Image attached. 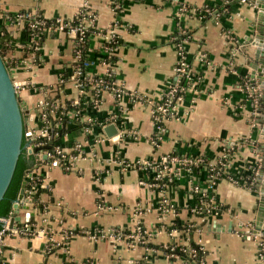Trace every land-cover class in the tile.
I'll return each instance as SVG.
<instances>
[{"label": "crops", "instance_id": "0c3cea01", "mask_svg": "<svg viewBox=\"0 0 264 264\" xmlns=\"http://www.w3.org/2000/svg\"><path fill=\"white\" fill-rule=\"evenodd\" d=\"M112 1L0 0V13L37 8L47 19L72 18L87 5L96 16L95 30L88 40L89 74L104 71L106 55L102 46L109 28L117 21L115 34L119 42L112 53L115 82L152 101L159 99L166 85L175 79L178 52L174 35L180 26L184 27L190 37L183 48L196 79L186 91L176 118L164 124L166 131L157 146L152 142L155 127L151 105H134L128 95L115 98L104 91L92 113L95 118L105 120L103 123L116 125L119 132L111 138L100 125L85 130L70 123L59 145L71 150L76 143L82 144V156L76 161L75 171L65 172L58 166L40 164L37 173L45 189L40 200L48 207L42 214L35 209H22L20 213L23 219L27 217L28 221L38 223L46 216L55 225L61 224L75 234L66 239L63 247L50 251L42 233L8 237L0 256L2 264H66L68 261L184 264L181 257H167L164 246L171 241L168 228L190 224L193 229L190 238L202 246L200 264H264V210L262 232H253L259 195L264 192V139L256 132L255 123L260 105L258 102L252 105L240 86L246 79L259 84L256 78H251L249 62L253 59L254 46L247 41L264 28L254 23L255 5L231 0L227 15L199 17L194 13L180 15L178 5L167 0H124L120 12L115 14ZM220 1L179 0L194 7L216 5ZM4 28L14 38L22 39V27L9 26L0 16V37ZM227 32L235 43L228 41ZM237 43H243V48L232 50ZM10 46L5 52L8 61L22 62L9 71L14 81L22 82L19 99L36 126L38 110L55 99L60 77L72 68L73 39L65 31L47 34L36 57L26 52L20 41H12ZM202 54L206 57L203 63L199 60ZM59 94L64 101L77 97L71 80L63 83ZM170 153L202 156L210 163L225 155V174L243 182L233 183L226 177L218 179L213 191L218 211L197 213L191 187L205 184L204 169L194 172L181 169L162 187H148L139 184L146 175L120 163L145 158L158 160ZM163 198L172 206L171 212L161 211ZM99 201L110 209L98 212ZM136 206L143 210L137 218L149 233L146 243L130 245L125 239L112 243L84 235L85 231L109 227L132 228ZM185 240L182 236L180 242ZM197 261L198 258L192 264Z\"/></svg>", "mask_w": 264, "mask_h": 264}, {"label": "built area", "instance_id": "2783aa9c", "mask_svg": "<svg viewBox=\"0 0 264 264\" xmlns=\"http://www.w3.org/2000/svg\"><path fill=\"white\" fill-rule=\"evenodd\" d=\"M124 0H113L112 10L115 14H118L121 10V5ZM171 3L178 5L177 11L180 15L185 14H198L199 17L210 16L217 17L216 12H212L210 8L206 5L202 7L189 6L184 3L179 2V0H167ZM243 3L254 4V0H240ZM3 20L8 23L9 26L16 25L24 28V23L26 22L28 29L32 31L30 34V40L34 44L32 51H29L32 56L36 57V51H39L41 44L39 39L41 36L47 34H53L58 31H65L72 36L73 39V63H72V74L69 80L72 81L74 87L77 91V97L74 100H69L71 107L74 110H65V101L62 98L54 99L45 108H50V113L54 119H58L59 116L56 114V109L61 107L60 114L69 119L77 120L81 128L89 130L91 126L94 125L95 117L91 114L94 109L101 102V96L104 91L110 92L115 98H121L123 95H128L134 105H151V115L152 121L155 127V133L153 134L152 142L155 146L158 145V141L162 139L166 128L164 124L169 119L176 118V113L179 105L183 102L185 98L186 91L191 88L193 82L196 79L195 72L193 71L190 62L187 57V53L183 48V44L188 40L190 34L188 30L181 26L178 32L174 35L175 46L178 52V61L176 62V67L174 69L175 79L173 82L166 85L161 96L156 101H152L145 97L143 94L137 93L135 91H127L116 84L115 73L113 70V63L109 59L113 57V50L118 43V38L115 34V28L117 27V21H114L115 25L110 27L108 30V36L106 41L102 46V51L105 53L106 57L103 60V65L105 69L100 74H89L82 73L80 65H76V62L80 59L81 53L84 50V43L89 35L95 29V14L84 5L74 16L78 19L77 25H72L70 21L74 18H63L55 17L53 22L47 23L46 19L41 11L37 8L24 9L18 11L14 14H2ZM226 37L229 42L235 43L234 38L231 37L230 33H226ZM11 44V42L9 43ZM110 44V45H109ZM113 44V45H111ZM23 46V45H22ZM244 44H238L233 47L232 50L237 51L243 48ZM24 49V47H23ZM88 53V49H87ZM5 59L8 58L6 55L3 56ZM199 60L203 63L206 60L205 55H200ZM15 65L22 62L14 59ZM14 65V66H15ZM87 68L90 65V60L84 62ZM13 66H10L11 68ZM8 68V67H7ZM8 68V69H9ZM65 81L63 76L59 79V85L63 84ZM241 88L243 89L246 99L255 105L258 99V93L260 92L258 84L252 80L246 79L241 83ZM21 85L15 86L16 91H19ZM49 90V89H48ZM90 90L93 92L91 93ZM50 91V90H49ZM81 96H85L81 99ZM88 102H90L91 109L87 111ZM76 107V108H75ZM37 125H32V120L29 121L25 126V131L29 133L25 141L30 140L28 147L31 151L29 154H33L36 157L37 165L27 172L25 178V189L24 198L21 200L22 204L25 206L24 210L35 209L40 210L42 214L48 207L47 204L43 203L39 197V203L42 208H38L34 202V193L39 187H42V177L37 173L38 166L44 164L47 167L58 166L62 168L65 172H73L76 169V161L82 156V144L76 143L71 150H66L60 145H56L49 150L37 151L36 148L46 144L47 140L50 139V125L47 119V115L44 113L43 108H40L36 114ZM73 122H68L69 125ZM100 126L103 127L108 123L99 122ZM60 127L61 124H55ZM57 134H53V137ZM225 155H222L215 163L208 162L204 157H191L189 155H179L177 153H170L160 157L158 160H153L149 158L139 159L133 162H127L125 160L120 161L124 168H135L141 171L146 178H142L139 184L148 187H162L164 183H168L173 179V176L178 174L179 170L184 169L189 172H194L199 168L204 169L206 172V179L204 185L195 184L191 187L192 193L196 197V207L194 209L197 213H216L218 211V204L216 203V198L213 194L216 182L222 177H226L229 181L233 183L243 182L242 180L235 178L233 175L225 174V167L227 165ZM45 160V161H43ZM245 183V182H244ZM160 209L164 213L171 212L173 210L172 206L169 204L167 199L163 198L160 200ZM98 212H105L110 209L105 203L99 201L96 205ZM22 210V209H21ZM11 213V212H10ZM143 214L141 207L136 206L133 211V215L136 217L133 227L129 229H123L119 227H109L105 229H97L91 231H85L84 235L92 240H107L109 242L115 243L116 241L124 240L128 244H144L146 243V238L149 233L146 229L142 227V221L137 217ZM19 219L15 220L10 226L9 214L6 223L0 230V254L3 251L5 245V240L8 237L19 236V237H32L37 233H42L47 239L48 248L47 251L51 249H58L63 247L67 238L72 234H75L73 230L66 229L63 225H55L50 221L48 217H43L41 221L32 222L22 218L21 213L18 214ZM192 225H188L182 229H178L177 225L172 226L167 229L168 234L171 236V241L164 246L166 250L167 257H181L183 258L184 264H192L193 261L198 258L199 252L202 251V246L197 242L195 244L197 248H193L188 243V233L190 232ZM184 236L185 242H180L182 236ZM180 251L187 257L178 254L175 251ZM146 251H149L146 249ZM199 251V252H198ZM66 264H77L68 261Z\"/></svg>", "mask_w": 264, "mask_h": 264}, {"label": "water", "instance_id": "95a60500", "mask_svg": "<svg viewBox=\"0 0 264 264\" xmlns=\"http://www.w3.org/2000/svg\"><path fill=\"white\" fill-rule=\"evenodd\" d=\"M235 2H239V0H234ZM254 5L256 9L254 23L264 25V0H254ZM3 38L0 37V41ZM247 41L254 46L253 59L249 62L252 67L251 78H256L259 81L260 90L257 99L260 107L256 110L257 115L255 116L256 132L264 139V28L254 33ZM21 84L22 82L12 79L4 57L0 53V230L6 223L11 205L10 226L19 219L20 210L25 208L21 203L24 198L25 180L18 193L21 175L23 169L29 168L35 163L27 162L34 160L33 155H28V160H25V155L31 153L28 147L31 141H25L29 135L25 131V126L33 117L29 115V110L20 101L16 91L15 86ZM103 132L108 138H111L119 131L114 123H109L103 126ZM263 206L264 192L259 195L258 216L254 224V233L262 232ZM26 220H28L27 217ZM217 229L220 230V227L217 226ZM200 258L201 253L199 252L197 264H200ZM0 264H2L1 257Z\"/></svg>", "mask_w": 264, "mask_h": 264}, {"label": "trees", "instance_id": "16d2710c", "mask_svg": "<svg viewBox=\"0 0 264 264\" xmlns=\"http://www.w3.org/2000/svg\"><path fill=\"white\" fill-rule=\"evenodd\" d=\"M208 8H210L212 10V12H216L218 16L220 17H223L225 15H227L230 11H231V7H232V1L231 0H221L218 4L216 5H206ZM47 23H51L54 21V19H46ZM70 23L72 25H77L78 24V19L76 17H74ZM95 30V29H94ZM32 33V31L30 29H28L27 27V24L26 22L24 23V28H23V37L22 39H16L14 38L7 30L2 29V35L1 37H4L1 41H0V53L2 54V56L5 55V52L8 50V49H11L12 47L10 46V42L12 41H20L24 47V50L27 52V51H32L33 49V43L31 42L30 40V34ZM43 38L44 36H41V38L39 39V43L42 44L43 42ZM88 40H89V37L86 39L85 43H84V50L83 52L81 53V57L80 59L76 62V65H80L81 67V70H82V73H87V67L85 65H83L84 62H87L89 61V55L87 53V49H88V46H89V43H88ZM118 42H119V39H118ZM118 43H114V45H117ZM110 45V44H109ZM113 45V44H111ZM39 53V51H36V54ZM111 62H114L115 61V57H112L109 59ZM4 61H5V64L6 66L9 68L10 66H14L15 65V62L14 61H8V58H4ZM18 62L21 61V60H17ZM72 74V71L71 70H65L63 72V79L64 81L68 80L70 78ZM63 88V84H60L58 85L57 89H55V91L57 92L56 94V97L55 99H58L60 94L59 92L62 90ZM90 92L92 93L93 91L90 90ZM85 97V96H84ZM83 96H81V99L84 98ZM69 100H66L65 101V110H74L73 107H71ZM43 108V111L44 113L47 115V119H48V123L50 125V128H49V131H50V139L47 140L46 144L40 146V147H37L36 150L37 151H44V150H49L51 149L52 147L56 146V145H59V140L61 139L62 135L66 132L69 131V128H68V122H73L74 124H76L77 126H80L77 122V120L75 119H69V117H65L63 116V114L61 115L59 112L61 110V107L57 108L56 109V114L57 116H59L58 119H54L53 116L51 115L50 113V108H45V107H42ZM76 108V107H75ZM91 109V105H90V102H88V106H87V111ZM93 112H91L92 114ZM105 120L103 119H95V123L93 126H97V125H100L99 122H104ZM61 124L60 127H57L55 124ZM57 134V136L53 137V134ZM28 155H33V154H27L25 155V160H28ZM33 158L34 160H29L27 162H35L32 166H30L29 168H26V169H23L22 171V175H21V181H20V186H19V189H18V193H19V190L21 188V185H22V182L25 180L26 178V174L28 171H30V169L34 168L36 165H37V160H36V157L33 155ZM45 161V160H43ZM41 177V176H40ZM45 192V189L43 187H39L36 192L34 193V202L36 203V205L41 209L42 208V205L39 203V197L41 195V193ZM18 193H17V196H18ZM16 196V198H17ZM13 204V203H12ZM12 210V205L10 207V210H9V214ZM8 214V215H9ZM33 222V221H32ZM177 228L178 229H182L184 227L179 226L177 225ZM190 232L188 233L187 237H188V241L190 243V245L193 247V248H197L198 246L195 244V242L193 241L192 238H190V233L193 232V229L190 228L189 229ZM177 252L178 254H181L185 257H187L185 254L181 253L180 251H175ZM199 252V251H198ZM1 256V254H0Z\"/></svg>", "mask_w": 264, "mask_h": 264}, {"label": "rangeland", "instance_id": "374dc122", "mask_svg": "<svg viewBox=\"0 0 264 264\" xmlns=\"http://www.w3.org/2000/svg\"><path fill=\"white\" fill-rule=\"evenodd\" d=\"M260 93V92H259ZM259 93H258V96H259Z\"/></svg>", "mask_w": 264, "mask_h": 264}]
</instances>
